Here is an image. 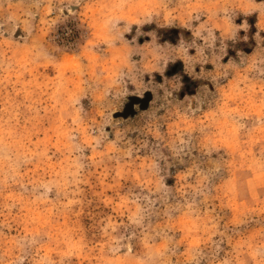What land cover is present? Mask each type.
I'll return each instance as SVG.
<instances>
[{"label": "rangeland", "instance_id": "374dc122", "mask_svg": "<svg viewBox=\"0 0 264 264\" xmlns=\"http://www.w3.org/2000/svg\"><path fill=\"white\" fill-rule=\"evenodd\" d=\"M0 264H264V0H0Z\"/></svg>", "mask_w": 264, "mask_h": 264}]
</instances>
